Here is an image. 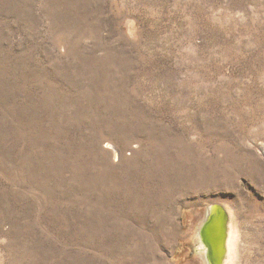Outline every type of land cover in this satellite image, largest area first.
I'll return each mask as SVG.
<instances>
[{
  "label": "rangeland",
  "instance_id": "rangeland-1",
  "mask_svg": "<svg viewBox=\"0 0 264 264\" xmlns=\"http://www.w3.org/2000/svg\"><path fill=\"white\" fill-rule=\"evenodd\" d=\"M211 203L264 264V0H0V264H203Z\"/></svg>",
  "mask_w": 264,
  "mask_h": 264
},
{
  "label": "bare ground",
  "instance_id": "bare-ground-1",
  "mask_svg": "<svg viewBox=\"0 0 264 264\" xmlns=\"http://www.w3.org/2000/svg\"><path fill=\"white\" fill-rule=\"evenodd\" d=\"M216 203H211L207 206V211L199 225L197 234H196V238H195V242H196V247H197V252L200 255V258L203 262V264H208V258H207V248L205 247V245L203 243H201L200 241V231L203 228V225L205 224L206 221V217L209 215V207L212 205H215ZM225 209H226V213H224L223 211H221L219 213V211L216 212V215L219 217V219H221L222 221V225L225 223L226 220V216L228 217V226L227 227V239H226V245L225 247L222 245V241H219L217 243V253L219 255V257L217 256L216 258H220V262L219 264H236L235 260H237L238 258V253H239V249H238V245H239V238H240V233L238 230V226L236 224V222L234 221V217L233 214H231L233 211H231L230 209H228L225 205H224ZM213 232V230L211 231ZM225 231L223 230V228L221 227V231L218 229V231L214 232V236L220 237L221 235L224 237ZM237 258V259H236ZM201 262V263H202ZM218 262V259H216V263Z\"/></svg>",
  "mask_w": 264,
  "mask_h": 264
},
{
  "label": "water",
  "instance_id": "water-1",
  "mask_svg": "<svg viewBox=\"0 0 264 264\" xmlns=\"http://www.w3.org/2000/svg\"><path fill=\"white\" fill-rule=\"evenodd\" d=\"M209 215L206 217L205 224L203 225V228L201 229L199 235H200V241L205 245L207 248V258H208V264H219L220 258H216L217 256L219 257L217 253V243L219 241H222V245L225 247L226 245V239H227V227L228 226V217L226 216L225 223L222 225L221 219L216 215V212L223 211L226 213V209L223 204L216 203L215 205H212L209 207ZM227 214V213H226ZM221 227L225 231L224 237L221 235L220 237H215L214 232L218 231V229L221 231ZM213 230V232H211ZM216 259H218V262L216 263Z\"/></svg>",
  "mask_w": 264,
  "mask_h": 264
}]
</instances>
